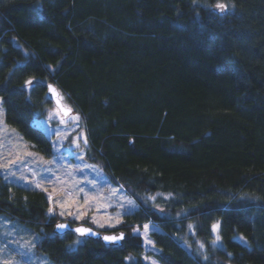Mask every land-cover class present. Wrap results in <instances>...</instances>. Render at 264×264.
<instances>
[{"label": "trees", "instance_id": "obj_1", "mask_svg": "<svg viewBox=\"0 0 264 264\" xmlns=\"http://www.w3.org/2000/svg\"><path fill=\"white\" fill-rule=\"evenodd\" d=\"M48 81L82 116L84 159L137 205L103 228L125 229L121 245L54 233L64 217L47 194L0 173V216L31 234L35 253L53 264H146L143 253L264 264V0H0L4 120L51 156L34 124ZM146 222L157 250L133 232Z\"/></svg>", "mask_w": 264, "mask_h": 264}, {"label": "rangeland", "instance_id": "obj_2", "mask_svg": "<svg viewBox=\"0 0 264 264\" xmlns=\"http://www.w3.org/2000/svg\"><path fill=\"white\" fill-rule=\"evenodd\" d=\"M60 96L63 99L61 94ZM64 103L70 105L65 101ZM0 109V173L6 180L43 190L48 196L52 212L59 216L63 212L61 217L67 219L83 214L80 219L88 218L90 223L98 228L116 225L125 213L136 207L135 200L121 184L108 180L98 165L84 159L83 153L87 144L84 141H87V138L82 116L77 110L62 118L54 104L49 102L45 106V115L35 118V124H38L51 140L52 155L46 156L4 120L1 97ZM50 113L53 114L52 118H49ZM53 129H59V132L53 134ZM63 136L67 139L60 138ZM129 200L133 201V205L128 204ZM213 224L219 225V221ZM144 225L149 226L147 232ZM152 228H155V224L146 222L142 226H135L133 232L140 234L145 249L157 250L149 236ZM186 231L189 235L192 229L187 226ZM213 233L214 241L219 235L218 228ZM76 242L77 240L72 244L75 245ZM216 243H220V240ZM32 245L33 239L27 230L18 228L11 220L0 216L1 264L6 260L12 264H53L46 256L35 253ZM182 245L188 250L191 249L190 244L186 242H182ZM142 259L146 264H153V261L162 264L153 255L146 253H143Z\"/></svg>", "mask_w": 264, "mask_h": 264}, {"label": "water", "instance_id": "obj_3", "mask_svg": "<svg viewBox=\"0 0 264 264\" xmlns=\"http://www.w3.org/2000/svg\"><path fill=\"white\" fill-rule=\"evenodd\" d=\"M215 5H213V9L216 10L217 12H222L221 10L217 9L215 7ZM49 85H51L52 89H54V92H50L49 87H48ZM45 88H46V93H47L48 98L51 100V102L57 108V110L59 111L61 117L62 118H66L67 116H69L72 113L73 108H72V106L67 105V104L64 103L63 99L60 96V90H59L58 86L55 83H53L51 81H48L45 84ZM68 109H71V111L67 112ZM66 112H67V114H65ZM57 224H66V225H68V227L65 228V229H57V227H56ZM77 227L90 228L92 230V232L95 233V235H91V234L81 235L79 233H76L73 230L75 228H77ZM52 231L54 233H64V232L71 231L78 237L92 238V239H95V240H99V241H101L104 244H115V245H121L125 241L127 236H128V232L125 229H123V228H116V229L106 230V229H103V228L95 227L91 223L85 222V221H77V222L73 223L67 218L57 219L53 223ZM121 234H123V239H120V240H118L116 242L105 241L103 239L104 236H120Z\"/></svg>", "mask_w": 264, "mask_h": 264}, {"label": "snow or ice", "instance_id": "obj_4", "mask_svg": "<svg viewBox=\"0 0 264 264\" xmlns=\"http://www.w3.org/2000/svg\"><path fill=\"white\" fill-rule=\"evenodd\" d=\"M215 7L223 12V11L227 8V5L224 4V3H217V4L215 5ZM25 83H26V85H31V84L33 83V81H32V80H28V81H26ZM48 87H49L50 92H54V89H52L51 85H49ZM70 111H71V109H68V110H67V112H70ZM0 112H2V109H0ZM67 112H66L65 114H67ZM57 114H58V113H57ZM52 115H53V114L50 113V114H49V118H52ZM75 119H78V117H75ZM61 122H63V121H61ZM34 124H35V122H34ZM35 126H36L37 130H39V125H38V124H35ZM51 131L53 132V134H57V133L59 132V129H53V130H51ZM60 138H61V139H67L66 136H63V137H60ZM75 142H76V141L74 140L73 143H75ZM84 142L87 143L86 140H85ZM81 159H82V157H81ZM37 186H39V185H37ZM81 191H83V189H81ZM113 191H115V190H113ZM153 199H154V198H153ZM85 203H87V200H85ZM128 204H129V205H133V201L129 200V201H128ZM49 212H50V213L52 212V209H51V208L49 209ZM69 214L72 215V213H69ZM60 215L63 216L64 213L61 212ZM81 215H83V214H81ZM81 215H77L75 218H76V219H80V218H81ZM93 222H94V223L97 222V221L95 220V218H93ZM101 226H103V225H101ZM56 227H57V229H65V228L68 227V225H66V224H57ZM148 227H149L148 225H144L145 232H147ZM189 227H191V225H190ZM218 227H219L218 224H213V226H212L213 231H216ZM73 231H75L76 233H79V234H81V235H84V234L95 235V233H93L92 230H91L90 228H85V227H77V228H75ZM103 239H104L105 241L116 242V241H118V240H120V239H123V234H121L120 236H104ZM220 239H221V237H220L219 235H217V236H216V239L213 241V243H216V242L219 241ZM240 239H241V240H245V238L242 237V236L240 237ZM148 242L151 243V241H148ZM245 242H246V240H245ZM201 247H203V245H201ZM229 255H230V254H229ZM3 264H12V262L6 260V261L3 262ZM153 264H156V262L153 261Z\"/></svg>", "mask_w": 264, "mask_h": 264}]
</instances>
